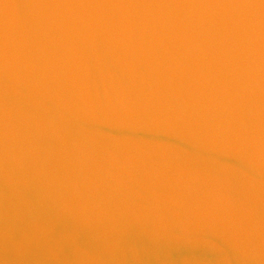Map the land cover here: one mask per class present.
I'll list each match as a JSON object with an SVG mask.
<instances>
[{
    "label": "water",
    "instance_id": "95a60500",
    "mask_svg": "<svg viewBox=\"0 0 264 264\" xmlns=\"http://www.w3.org/2000/svg\"><path fill=\"white\" fill-rule=\"evenodd\" d=\"M0 264H264V0H0Z\"/></svg>",
    "mask_w": 264,
    "mask_h": 264
}]
</instances>
